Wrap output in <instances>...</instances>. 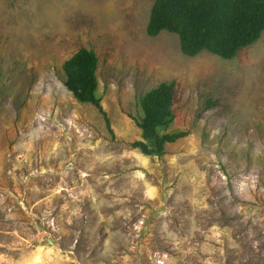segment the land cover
Here are the masks:
<instances>
[{"label": "rangeland", "instance_id": "1", "mask_svg": "<svg viewBox=\"0 0 264 264\" xmlns=\"http://www.w3.org/2000/svg\"><path fill=\"white\" fill-rule=\"evenodd\" d=\"M155 2L0 0V264H264V34L188 57ZM81 49L110 128L65 86ZM173 82L187 136L146 156L140 100Z\"/></svg>", "mask_w": 264, "mask_h": 264}, {"label": "trees", "instance_id": "2", "mask_svg": "<svg viewBox=\"0 0 264 264\" xmlns=\"http://www.w3.org/2000/svg\"><path fill=\"white\" fill-rule=\"evenodd\" d=\"M163 32L180 39L185 56L208 52L226 61L257 44L264 34V0H156L147 34L158 37ZM98 57L81 49L64 65L68 91L80 104H90L109 119L98 97ZM175 83H164L148 91L140 100L143 117L136 120L143 140L133 147L146 156L164 155L167 144L176 143L186 132L162 134L175 120L173 111ZM209 103V107L214 106Z\"/></svg>", "mask_w": 264, "mask_h": 264}]
</instances>
